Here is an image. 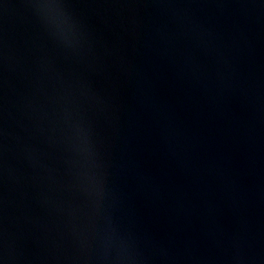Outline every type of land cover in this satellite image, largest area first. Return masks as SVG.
I'll list each match as a JSON object with an SVG mask.
<instances>
[{"label":"water","instance_id":"1","mask_svg":"<svg viewBox=\"0 0 264 264\" xmlns=\"http://www.w3.org/2000/svg\"><path fill=\"white\" fill-rule=\"evenodd\" d=\"M0 264H264V0H0Z\"/></svg>","mask_w":264,"mask_h":264}]
</instances>
